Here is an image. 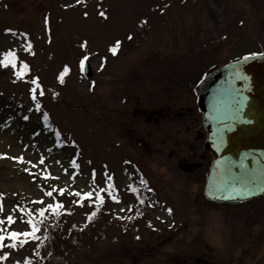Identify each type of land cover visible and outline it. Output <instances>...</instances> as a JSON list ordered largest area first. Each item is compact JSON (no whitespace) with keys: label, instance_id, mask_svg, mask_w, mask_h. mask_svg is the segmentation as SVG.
I'll use <instances>...</instances> for the list:
<instances>
[{"label":"rangeland","instance_id":"rangeland-1","mask_svg":"<svg viewBox=\"0 0 264 264\" xmlns=\"http://www.w3.org/2000/svg\"><path fill=\"white\" fill-rule=\"evenodd\" d=\"M8 51L18 60L0 67V264L29 261L28 246L5 251L25 239L9 232H31L27 221L60 203L81 225V201L114 216L63 264H264V198L209 204L203 175L184 171L195 136L140 115L166 89H194L211 67L264 53V0H0V59Z\"/></svg>","mask_w":264,"mask_h":264},{"label":"water","instance_id":"water-1","mask_svg":"<svg viewBox=\"0 0 264 264\" xmlns=\"http://www.w3.org/2000/svg\"><path fill=\"white\" fill-rule=\"evenodd\" d=\"M84 71L91 75L88 64ZM198 108L213 159L206 199L236 205L264 198V53L209 73L199 85Z\"/></svg>","mask_w":264,"mask_h":264},{"label":"trees","instance_id":"trees-1","mask_svg":"<svg viewBox=\"0 0 264 264\" xmlns=\"http://www.w3.org/2000/svg\"><path fill=\"white\" fill-rule=\"evenodd\" d=\"M48 91L53 92L49 89ZM80 203L86 209L81 225H77L74 221V210L60 203L62 207L56 209L55 213L53 211L37 222L40 236L34 243L25 242L21 245L18 242L15 243V247H10L5 251L26 250L28 246L30 250L28 264H63L73 258L83 247L89 246L93 241L105 235L111 218L114 216L112 207L97 206L92 201H81ZM73 206L80 208L79 201ZM93 212L96 215L89 220L88 217ZM49 219L55 225L50 224Z\"/></svg>","mask_w":264,"mask_h":264},{"label":"flooded vegetation","instance_id":"flooded-vegetation-1","mask_svg":"<svg viewBox=\"0 0 264 264\" xmlns=\"http://www.w3.org/2000/svg\"><path fill=\"white\" fill-rule=\"evenodd\" d=\"M214 68L215 66L212 69ZM199 82L200 81L194 86V89H166L165 99H160L157 102V106L152 105V102V104L148 102L145 107H142L140 115L144 116L149 122H154L156 125L171 121L176 127H179L185 135L193 134L195 136L197 141V149L196 145L195 149L198 151H196L197 159L192 160L187 171L200 173L201 177L203 175L205 184L212 164V158L204 147L206 132L203 127L202 115L198 108ZM182 91L184 92L183 95ZM148 105H150V107ZM199 150H203V152L200 153ZM203 258L204 257H198L196 262L198 264H204L206 261Z\"/></svg>","mask_w":264,"mask_h":264},{"label":"snow or ice","instance_id":"snow-or-ice-1","mask_svg":"<svg viewBox=\"0 0 264 264\" xmlns=\"http://www.w3.org/2000/svg\"><path fill=\"white\" fill-rule=\"evenodd\" d=\"M78 2H79V0H78ZM100 15L101 16H104V13L101 12ZM129 39H131V37H129ZM119 45H120V41H116L115 44L113 45V47L110 49L113 54L116 53L117 48L119 47ZM82 47H83V45H82ZM28 48L30 49L31 48V45H28ZM87 59H88L87 56H84L83 59H81V61H80L81 70L84 69V62ZM245 59H248V57H245ZM9 65L13 69H16L17 68L16 56H15V53L12 52V51H8V52L4 53L3 59H0V67H8ZM27 67L28 66L26 64H24V65H22L20 67V69L18 71L15 72V74H16V76H17L18 79H22L23 78V75L25 74V71L27 70ZM67 72H68V68L65 67L64 71L59 76V80H60L61 83H63V77H64V75ZM31 83L36 86L35 88H33L31 90L32 93H33L32 99L35 102V100H36L35 92H36V89L40 87V85H39V83H38V81L36 79H33L31 81ZM40 95L41 96L43 95V91L40 92ZM39 107H40V105L37 104V109H39ZM25 119H27V117H25ZM19 160H20V162H23V158H19ZM41 163H43V160H41ZM73 166H75V165H73ZM108 179L110 180L111 177H109ZM60 191H61V194H62L63 193V189H61ZM46 195L51 196L52 193L51 192H48V193H46ZM75 195L79 196L80 193H75ZM84 198H91V193H85L84 194ZM96 199L98 201H100V203H103V198L102 197L97 196ZM61 207H62V205H59V204L56 205L55 206V209H53L54 213L56 212V209H59ZM48 208L52 209L53 208V205L52 204H49L48 205ZM0 211H3L2 205H0ZM43 214H44V212H43V210H41L40 215L43 216ZM56 214H58V213H56ZM95 215H96L95 212L91 213V215L88 217V219L91 220V218L93 216H95ZM7 222L9 224H12L14 222L13 217L11 215H8L7 216ZM3 223H4V220H0V224H3ZM27 224L29 226H31V229H32L31 232H29V231H22V232H20V231H12V232H9L7 234V239L16 241V240H18L19 237L23 236L25 239L19 241V243L21 245H23V243H25L27 241V239H34V238H36L35 233L39 230L38 227H37V224L34 223L31 219L27 221ZM5 239H6L5 235L0 234V242H3ZM15 246H16L15 244H10L9 245V247H15ZM0 247H3V244L2 243H0ZM4 259H7V256L6 255L5 256H0V260H4Z\"/></svg>","mask_w":264,"mask_h":264}]
</instances>
